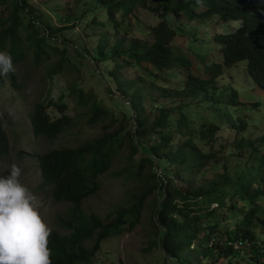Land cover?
<instances>
[{"label":"trees","instance_id":"1","mask_svg":"<svg viewBox=\"0 0 264 264\" xmlns=\"http://www.w3.org/2000/svg\"><path fill=\"white\" fill-rule=\"evenodd\" d=\"M199 4L205 8L196 12L193 7ZM138 8L159 17L142 29L147 39L121 34ZM181 11L205 19L220 16L223 24L235 22L237 27L215 36L222 63L212 62L207 77L189 72L176 86L162 73L190 63L177 56V31L168 17ZM41 17L28 0H0V51L11 55L15 68L0 82L21 93L43 68L44 82L57 77L66 84L58 99L41 100L42 92L37 93L29 114L34 139H57L74 123L106 128L76 147L35 154L41 182L49 186L53 200L72 206L69 219H63L68 232L50 228L51 264H93L102 242L140 223L147 200L155 195L151 223L156 244L171 264H215L223 256L264 264V135L241 136L246 124L238 122L234 142L215 149L221 126L194 125L189 113L210 90L219 92L217 81L224 68L242 60L247 74L264 90V0H94L83 14L81 32L95 42L96 53L75 48L94 66L90 74L105 85L111 106L87 85L83 69L69 56L70 44L58 35L67 27L54 28ZM124 68L140 75L130 78ZM158 75L164 78L161 84H156ZM152 87L160 90L158 98L145 94ZM220 93L227 104L242 103L236 92ZM159 98H168L170 105L157 102ZM11 151L0 118V164ZM123 152L119 174L139 186L131 203L108 214L107 220L84 215L83 202L100 190L101 178ZM0 174H7L1 165Z\"/></svg>","mask_w":264,"mask_h":264},{"label":"rangeland","instance_id":"2","mask_svg":"<svg viewBox=\"0 0 264 264\" xmlns=\"http://www.w3.org/2000/svg\"><path fill=\"white\" fill-rule=\"evenodd\" d=\"M93 2L94 0H28V3L35 9V14L42 13L41 18L45 23L54 28L67 27L64 31L58 32V35L63 41L70 44L68 46L69 56L83 69L87 85L92 86L94 91L111 106L112 103L105 95V85L90 74V69L94 66L86 61L79 50L77 51L75 48L77 45L84 49L87 47L93 54L96 53L95 42L81 32L83 14L92 6ZM204 8L205 6L201 4L193 7L196 12H201ZM168 17L177 31L173 43L177 49V56L179 58L187 57L190 63L179 64L178 67L168 72L165 71L166 74L162 73L163 76L168 79L170 84L176 86L188 78L189 72L207 77L208 66L212 62L222 63L223 61L215 36L235 29L237 23L223 24L220 16L205 19L200 16H192L185 11L172 13ZM158 20L157 15L144 8H138L132 18L126 20L120 28L121 34L129 38L145 36L142 29L145 26L156 24ZM74 24L75 28H72ZM144 39H147L146 36ZM99 66L103 71L104 66L100 63ZM245 67V60L235 66L225 67L223 75L217 81L219 92L214 93L210 90V94L203 102L194 103L189 108L192 124L199 125L206 122L221 126L222 131L214 146L215 149L222 148L224 142H234L236 130L233 127L238 122L246 124L241 136L254 139L264 135V90L247 74ZM123 71L130 78L140 75V73H132V70L127 68H124ZM43 74V68L39 72H35L31 76L32 79L30 78V81L26 82L27 86L21 93L9 88L7 82H0V117L5 122L12 143L11 153L0 165L6 172L11 164L18 165L21 168L19 180L37 197L36 203L41 206V215L48 227L68 232V228L63 225V219H69L72 206L69 203L53 200L49 186L41 182L35 154L36 152L49 151L52 148L76 147L101 136L106 128H103L102 124L86 126L74 123L72 129L57 139H34L29 128V114L31 106L38 100L37 93L41 91V100H46L49 98L58 99L66 91L64 81L56 77L52 82L48 80L44 82ZM158 79H160L159 83L156 84H161L164 81L160 75H158ZM151 82L149 78L147 84L150 85ZM231 91L239 95L242 99L241 104H227L225 96L220 97V92ZM159 92L158 88L152 87L146 90L145 94L151 98H158ZM157 102L170 105L168 98H159ZM70 115L78 116V113L75 110H70ZM124 154L126 153L123 152L120 155V161L113 166V169L101 178L100 190L83 202L84 215L95 214L101 219L107 220L108 214L131 203L132 196L137 193L139 186L134 181L126 180L123 174H119L124 166ZM155 198L152 196L147 200L143 211L144 217L134 228L125 230L102 242L93 264H171L163 250L156 244L158 237L151 223ZM262 239L264 240V236ZM91 243L93 242L90 241L87 245L91 246ZM244 263L245 261L242 259L224 256L216 259L215 262V264Z\"/></svg>","mask_w":264,"mask_h":264},{"label":"clouds","instance_id":"3","mask_svg":"<svg viewBox=\"0 0 264 264\" xmlns=\"http://www.w3.org/2000/svg\"><path fill=\"white\" fill-rule=\"evenodd\" d=\"M14 71L11 55L0 51V77ZM20 175L15 163L7 174H0V264H51L50 228L37 197L20 182Z\"/></svg>","mask_w":264,"mask_h":264},{"label":"built area","instance_id":"4","mask_svg":"<svg viewBox=\"0 0 264 264\" xmlns=\"http://www.w3.org/2000/svg\"><path fill=\"white\" fill-rule=\"evenodd\" d=\"M233 245H234V247H235V248H237V247H238V245H237V244H233Z\"/></svg>","mask_w":264,"mask_h":264}]
</instances>
